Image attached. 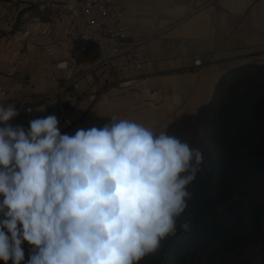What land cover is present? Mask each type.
<instances>
[{
	"label": "clouds",
	"instance_id": "1",
	"mask_svg": "<svg viewBox=\"0 0 264 264\" xmlns=\"http://www.w3.org/2000/svg\"><path fill=\"white\" fill-rule=\"evenodd\" d=\"M19 115L0 105L4 264H139L176 232L203 164L199 149L132 119L71 134L56 114L27 127L12 123ZM179 227L191 231L190 221Z\"/></svg>",
	"mask_w": 264,
	"mask_h": 264
},
{
	"label": "crops",
	"instance_id": "2",
	"mask_svg": "<svg viewBox=\"0 0 264 264\" xmlns=\"http://www.w3.org/2000/svg\"><path fill=\"white\" fill-rule=\"evenodd\" d=\"M33 4L45 17L13 32L19 13ZM52 5L51 0L0 3V90L8 92L5 107L18 111L24 97L52 96L57 88L51 78L62 86L72 79L66 66L72 53L65 52L64 41L74 25ZM123 8L127 37L122 45H138L151 67L116 74L108 93L97 73L83 78L75 125L65 130L71 134L77 127H102L112 117L132 119L157 132L167 130L209 104L224 74L264 64V0H124ZM196 58L202 60L201 68L193 67ZM131 80L133 86L121 85ZM13 82L18 88L10 91Z\"/></svg>",
	"mask_w": 264,
	"mask_h": 264
},
{
	"label": "trees",
	"instance_id": "3",
	"mask_svg": "<svg viewBox=\"0 0 264 264\" xmlns=\"http://www.w3.org/2000/svg\"><path fill=\"white\" fill-rule=\"evenodd\" d=\"M37 10L35 4L24 9L18 22ZM96 55L90 42L77 43L72 52L78 60ZM166 131L199 149L203 164L187 186L191 198L176 232L139 264H232L237 252L264 251V64L224 74L209 104ZM186 220L189 232L179 227ZM22 246L27 258L30 246Z\"/></svg>",
	"mask_w": 264,
	"mask_h": 264
},
{
	"label": "built area",
	"instance_id": "4",
	"mask_svg": "<svg viewBox=\"0 0 264 264\" xmlns=\"http://www.w3.org/2000/svg\"><path fill=\"white\" fill-rule=\"evenodd\" d=\"M53 7L58 14L67 15L74 25L73 31L65 39V52L72 53L77 43H93L97 47V55L93 59L78 60L70 56L67 60V69L72 79L63 86L57 78H51V83L57 90L52 96L41 98H23L20 115L13 124H25L37 115H48L56 112L60 119L63 131L75 125L74 111L83 98L80 81L92 73L98 74V80L108 93L116 74L147 71L151 61L145 57L143 50L138 45L123 46L127 31L123 23L124 0H52ZM203 66L202 60L196 58L193 67L198 69ZM134 81H124L121 85L129 88ZM13 82L11 90H17ZM8 92L0 90V104L7 101ZM44 108V112L36 109ZM32 109L31 114L27 112ZM66 121H71L66 124Z\"/></svg>",
	"mask_w": 264,
	"mask_h": 264
},
{
	"label": "rangeland",
	"instance_id": "5",
	"mask_svg": "<svg viewBox=\"0 0 264 264\" xmlns=\"http://www.w3.org/2000/svg\"><path fill=\"white\" fill-rule=\"evenodd\" d=\"M6 2H7V0H0L1 4L6 3ZM32 15L34 16L33 18L28 19V17H30V14H28V17L24 16L25 18L20 20L19 22H18V19H19V15H18V17L16 19V25H15V27L13 29V32L22 30L23 27L27 23L34 22L33 19H36V18L43 19L45 17V15H43V12L42 13L40 12V14H39L38 10L34 11L32 13ZM3 20H4V18L2 16L1 21L3 22ZM5 21L7 23L12 22V20H10V22H8V19H6ZM4 30L6 31L7 29H4ZM5 31H3V32L6 35ZM11 33H12V31H11ZM4 34H2L1 36H3ZM232 264H264V251H262V248L256 247L254 249L237 252V253L232 255Z\"/></svg>",
	"mask_w": 264,
	"mask_h": 264
}]
</instances>
